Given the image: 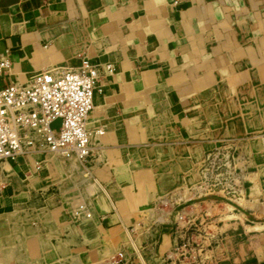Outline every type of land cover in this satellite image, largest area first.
<instances>
[{
  "label": "rangeland",
  "instance_id": "1",
  "mask_svg": "<svg viewBox=\"0 0 264 264\" xmlns=\"http://www.w3.org/2000/svg\"><path fill=\"white\" fill-rule=\"evenodd\" d=\"M149 1L116 0L108 4V14L116 18L114 21L119 24L109 27L110 21H107L102 26L107 33H112L110 39L116 45L115 53H121L137 43L129 37L130 32L135 30V23L131 18ZM190 1L194 3V0ZM87 2L88 0H82L65 12V31L73 29L70 21H77L80 27V33L77 34L81 38L75 39L81 49H88L94 44L104 45L107 50L112 49L106 39L96 40L90 35L87 38L90 28L84 20L86 13L94 12L104 4V0H97L93 10H86ZM195 2L198 3L196 12L189 15L193 23L191 30L197 35L199 49L191 55L188 62L192 63L197 59L204 64V71L208 67H214L211 77H207V93L197 98L179 93L190 65L187 68L186 65L183 66L178 80L172 85L179 95L178 99L173 97L168 100L154 93L151 95V90L146 89L139 113L147 115L148 125L151 119L158 122L170 107L175 113L181 112L182 120L179 123H167L162 134L164 136L159 130H154L148 136L144 135L139 127V119L131 121L128 130L124 131L127 136L124 141L127 144L117 149L116 156L120 157V163L124 162L122 158L125 155L135 162V152L138 150L142 165L136 166L132 171L120 169L117 172L118 184L131 186L121 189L132 190V198L136 200L138 210L132 215L154 225L174 223L172 243L162 255L165 264H229L232 260L229 257L234 253L219 246L243 240L250 234L264 233V158L258 157L264 150V0ZM105 19L102 17L99 21ZM74 36L76 32L73 30L71 37ZM57 37L60 36L54 35L53 38ZM52 44L53 42H44L49 49ZM74 45V41H71L61 48H54V53L61 54V57L56 64H51L40 72L53 70L57 65L65 66L67 63L72 68L82 65L86 55H73ZM107 50L106 52H110ZM65 55L69 56L68 59L64 58ZM119 55L117 54L118 57ZM73 61H78V64H72ZM35 74L37 72L29 77L32 78ZM196 105L201 106V113L196 111ZM197 116L199 119L194 121ZM189 117L193 120L187 124L185 120ZM152 143L160 145L164 153L161 160H157L155 155L151 156ZM190 143L206 146L212 144L206 149L205 157L200 163L193 156L182 152V145ZM34 149L36 148H26V153ZM92 153L94 156L96 151L93 149ZM55 154L57 153H43L44 161L39 159L36 162L34 172L37 176L34 179L41 183L34 188V201L29 204L28 213H24L15 223L18 227H32V233L15 234L14 238L47 235L49 241L57 243L63 237L68 250L62 252L58 249L53 252L54 255L48 254L51 262L60 259L62 264H74L78 260L74 258L80 256L81 261H78L81 264H101L100 259L112 258L120 251L113 260L119 264L124 251L121 247L126 245L123 243L124 238H119V233L107 235L103 232L105 230H101L100 234L99 228V234L91 235L86 226L90 219H94L104 196L109 202L110 197L114 199L117 208L112 205L110 208L118 213L126 210L127 206L113 193L107 195L96 188L95 183L88 179L91 177L90 173L82 175L81 172L89 168L95 177L100 178L102 184H106L104 172L93 170L88 159L81 160L71 151L70 155L64 156L69 159L72 154L76 156L79 173L68 165H64L62 171L52 160ZM185 161L192 162L191 170L182 168L181 164ZM195 175L200 178H193L191 181L186 179L187 176ZM162 180H166V186L161 191L159 184ZM105 187L109 190L110 186ZM151 192L154 199L147 203V195ZM37 199L41 202H37ZM206 203L210 214L208 221L205 217L201 219L196 214L190 215V211L195 212ZM184 214L188 215L187 220L183 218ZM59 221H65L66 224H60ZM129 241L130 239L128 244ZM15 244L17 246L19 243ZM85 247L90 249L86 256ZM242 264L264 262L251 258Z\"/></svg>",
  "mask_w": 264,
  "mask_h": 264
},
{
  "label": "crops",
  "instance_id": "2",
  "mask_svg": "<svg viewBox=\"0 0 264 264\" xmlns=\"http://www.w3.org/2000/svg\"><path fill=\"white\" fill-rule=\"evenodd\" d=\"M80 1L82 0H0V54L7 53L11 61L10 69L0 77V85H7L13 81H21L20 83L30 81L29 75L38 73L51 64H56L61 54L54 53V48H61L63 44H68L71 41H74L75 44L73 55L85 54V59L91 63L102 64L89 126L96 129L103 128L104 134L94 137L93 149L97 154L91 155L88 160L91 162L93 170L104 172L106 184H102L100 178L95 177L89 168L84 169L81 173L83 176L86 175V172L90 173L91 177L88 179L95 183L96 188L104 191L107 195L113 193L119 198L118 200L125 203L127 209L122 211L124 214L118 213L110 208L111 205L117 208L113 202L114 199L110 197L109 202L104 196L97 207L94 219H90L86 227L91 235H96L99 228L100 234L101 230H105L103 232H106L107 235L119 233V238H124L123 243L126 245L121 247L124 251H122L123 258L119 264H165L162 255L166 253L169 244L172 243L174 223L154 225L149 222L145 223L137 216L132 215L134 211H138L136 200L132 198L130 188L121 189L131 186L119 185L117 172L120 169L132 171L136 166H141V155L135 148L137 150H135V162L134 159L125 155L122 158L124 162L120 163V157L116 156V153L117 149L126 146L125 130H128L129 123L134 122L136 118L139 119V127L143 134L147 136L154 130H159L162 135L167 123H179L178 121L182 120L181 112L175 113L170 107L161 115L158 122L151 119L150 125H148L147 115L139 113L145 100L146 89L151 90L150 94L154 93L166 97L168 100L173 97L175 100L178 99L179 95L172 85L178 80L183 66L186 65L187 68L190 65L189 73L185 76L179 93L190 98H197L207 93V77H211L214 67H208L209 69L204 71V64L199 63L197 59L192 63L188 62L191 55L199 49L197 35L194 30H191L193 23L189 15L196 12L198 3L195 0V5L190 0V2L188 0H150L145 3L142 9L131 18L133 24L135 23L133 25L135 30L130 32L129 37L137 43L130 48L127 47L124 51L121 50L123 53H118V51L115 53L116 45L110 39L112 33H107L102 25L107 21H110L109 27L119 24L114 21L116 18H112L113 16L110 17L108 14V4L116 0H104L102 6L94 12L86 13L84 19L90 28L87 38L90 35L96 40L106 39L111 45L112 49L110 50H107L104 45L103 47L95 44L88 49H81L75 39L81 38L77 34L80 33L77 21H70L73 29L69 32L65 31L63 27L65 12L70 6H75ZM96 4L97 0H88L86 10H93L96 8ZM102 17L106 19L101 22L99 19ZM73 30L76 32V36L71 37ZM54 35L60 37L55 39ZM44 42H53V44L49 49L47 45H44ZM106 50L110 52H106ZM117 54H120L119 57ZM68 57L65 55L64 58L68 59ZM75 63L78 64V61L72 62V64ZM106 63H112L115 70L111 73L107 72L104 67ZM68 64L65 66L71 67ZM196 111L201 113V106L196 105ZM198 119L199 116L195 117L194 121ZM192 120L193 118L189 117L185 123L189 124ZM60 123V120H56L53 126L59 127ZM258 144L262 145V143ZM152 145L151 156L155 155L157 160H161L164 153L160 145L156 143H152ZM211 145L190 143L182 145L181 150L188 156H193L200 163L205 157L206 149ZM263 151L258 154L259 158H264ZM42 154H38L39 156L22 154L15 159L0 163V180H2L0 181V264H62L60 259H55L52 263L47 256L48 254L54 255L53 252L58 249L62 252L68 250L64 245L63 237L58 239L57 243L49 241L47 235L25 239L14 238L15 234L28 235L32 233V227H18L15 223L18 218H22L24 213H28L29 204H33L34 188L41 183L34 179L37 176L34 172L35 164L39 159L44 161ZM76 159L74 154L70 159L63 158L60 153L52 157L54 163L62 171H64V165H68L79 173V163L76 162ZM104 160L108 162L106 161V163ZM191 163L185 161L181 166L185 170H191L193 166ZM4 165L6 166L4 167ZM193 178L199 179L200 176L186 177L189 181ZM165 181L162 180L159 184L161 191L166 186ZM105 186H110L109 190ZM147 196L146 201L150 203L154 199V194L151 192ZM36 201L41 202L40 199ZM190 213V215L196 214V217L201 219L205 217V220L208 221L210 215L208 203L203 204L199 210L190 211ZM187 214L183 215L186 220ZM59 223L66 224L65 221H59ZM237 241L234 240L227 246L224 244L219 246L223 250H232L234 253L229 257L232 259L229 264H242L251 258L258 262H264V233L250 234L248 238ZM15 243H21L26 247L19 244L15 246ZM113 245L115 246V244ZM84 250V256H86L90 249L85 247ZM116 254L109 259H100L101 264H117L116 261L113 262L116 259ZM77 259L79 260L80 256L74 258V260ZM78 260L74 264H81ZM219 263L217 262V264ZM83 264L91 263L84 262Z\"/></svg>",
  "mask_w": 264,
  "mask_h": 264
},
{
  "label": "built area",
  "instance_id": "3",
  "mask_svg": "<svg viewBox=\"0 0 264 264\" xmlns=\"http://www.w3.org/2000/svg\"><path fill=\"white\" fill-rule=\"evenodd\" d=\"M7 53L0 54V77L10 69ZM109 73L112 63L104 64ZM63 69V70H59ZM102 64L84 60L35 74L30 81L0 85V163L42 148V153L73 151L87 160L93 138L100 132L88 124ZM60 120V126L53 123Z\"/></svg>",
  "mask_w": 264,
  "mask_h": 264
},
{
  "label": "bare ground",
  "instance_id": "4",
  "mask_svg": "<svg viewBox=\"0 0 264 264\" xmlns=\"http://www.w3.org/2000/svg\"><path fill=\"white\" fill-rule=\"evenodd\" d=\"M62 67V66H61ZM57 68H60V66H58L57 65V67L55 68V69H57ZM54 70V69H53ZM46 71H48V70H46ZM39 73V72H38ZM94 109V108H93ZM93 111V110H92ZM92 111H91V113H92ZM91 113H90V116H91ZM90 116H89V118H90ZM88 124H89V122H88ZM99 130L100 131H103V134H104V129L103 128H99ZM103 134H100V132H98L96 135H103ZM95 135V136H96ZM94 136V137H95ZM93 141H94V138H93ZM41 149L42 148H38V149H34L33 151H31V152H28V153H25V154H34V155H36V154H42V151H41ZM58 153H60V154H62V156H64V155H70L71 154V152L70 151H59V152H57V154ZM199 154V153H198ZM64 158H65V156H64ZM71 158V157H70ZM79 158V157H78ZM81 159V158H80ZM77 160V159H76ZM81 160H83V159H81ZM2 164V163H1ZM6 164V163H5ZM6 165H4V167H5ZM1 168H3V167H1ZM12 169V168H11ZM9 175V174H8Z\"/></svg>",
  "mask_w": 264,
  "mask_h": 264
}]
</instances>
